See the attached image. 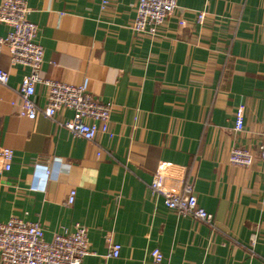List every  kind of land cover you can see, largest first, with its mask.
<instances>
[{"label": "crops", "instance_id": "crops-1", "mask_svg": "<svg viewBox=\"0 0 264 264\" xmlns=\"http://www.w3.org/2000/svg\"><path fill=\"white\" fill-rule=\"evenodd\" d=\"M25 1L43 48L39 76L85 83L112 102V136H73L57 122L70 109L20 116L28 69L12 65L4 45L0 147L13 156L9 169L0 158V222L38 221L46 240L84 224L91 253L80 264H161L150 254L155 247L167 264H264V160L228 161L232 146L256 150L264 134V0H177L154 34L132 29L138 0H108L103 10L101 0ZM8 30L0 22V35ZM34 100L44 104L43 85ZM156 171L192 184L214 230L150 194ZM107 235L120 244L116 257L106 256Z\"/></svg>", "mask_w": 264, "mask_h": 264}, {"label": "built area", "instance_id": "built-area-1", "mask_svg": "<svg viewBox=\"0 0 264 264\" xmlns=\"http://www.w3.org/2000/svg\"><path fill=\"white\" fill-rule=\"evenodd\" d=\"M108 0L100 1L103 10ZM177 7V0H138L132 29L136 32L154 34L158 27L171 16ZM29 8L25 0H1L0 22L9 26L4 35H0V51L5 45L10 54V63L20 64L28 69L18 86L20 116L35 119L39 113L54 118L57 111L70 109L72 116L57 121L73 136L88 141L96 134L107 133L110 129V114L113 104L95 98L85 83L73 84L39 76L43 60V48L36 40L38 26L28 18ZM205 11L196 13L195 21L202 23ZM179 25L185 20L180 18ZM8 73L0 69V83L5 84ZM45 87V101L39 106L34 100L35 85ZM244 124V104L235 109L234 129L239 131ZM13 151L9 147H0L2 167L9 169ZM255 156L264 160V134H261L256 150L243 146H232L229 150V163L237 166H249ZM49 174L45 168V175ZM150 194L162 197L165 206L179 216H192L214 230L213 214L198 204L197 195L191 183L164 172L156 171L148 183ZM75 189H71L64 201L73 203ZM106 256L119 255L120 244L111 235L105 236ZM87 227L79 222L71 230L64 229L53 234L50 240L44 238V229L38 221H26L18 216H10L0 222V264H80L83 257L90 254ZM155 263L167 264L158 248L150 252ZM199 264H207L201 262Z\"/></svg>", "mask_w": 264, "mask_h": 264}]
</instances>
